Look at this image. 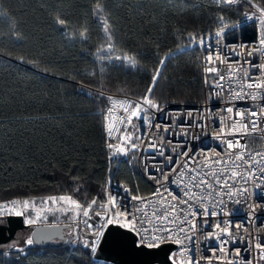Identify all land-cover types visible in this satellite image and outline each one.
Instances as JSON below:
<instances>
[{
    "label": "trees",
    "instance_id": "16d2710c",
    "mask_svg": "<svg viewBox=\"0 0 264 264\" xmlns=\"http://www.w3.org/2000/svg\"><path fill=\"white\" fill-rule=\"evenodd\" d=\"M252 2L264 8V0ZM103 3L114 59L100 55L108 41L93 0H0L7 13L0 18V204L57 195L90 201L105 197L110 175L135 193H149L133 152L118 159L106 146L108 99L100 92L140 98L152 88L161 104L201 102V48L188 35H212L221 17L234 21L251 10L246 3H225L222 10L216 0ZM57 15L71 21L68 34L53 23ZM126 54L136 66L115 59ZM73 183L84 188L79 196ZM83 239L72 236L46 249L32 244L22 252L4 245L0 264H103Z\"/></svg>",
    "mask_w": 264,
    "mask_h": 264
},
{
    "label": "snow or ice",
    "instance_id": "6c2138e0",
    "mask_svg": "<svg viewBox=\"0 0 264 264\" xmlns=\"http://www.w3.org/2000/svg\"><path fill=\"white\" fill-rule=\"evenodd\" d=\"M241 0H231L230 3H226L225 0H216L218 6L223 10V6L239 4ZM249 6L255 7L256 12L251 14H245V19L255 20L257 19V13H259V19L262 24H264V8L259 5H253L252 0H244ZM95 4L94 8V18L96 23L101 27V30L108 41L106 47L102 48L103 52H111L113 49V44L111 43L113 36L109 31L110 21L105 13V4L103 0H93ZM7 15L3 10H0V18ZM223 20V17L220 18ZM53 23L60 27L61 30L68 34L71 31V21L66 17L57 15L54 17ZM224 32V27H221L218 31L214 33L216 38L221 37ZM77 35L83 40H87L88 37L85 36L83 32H78ZM188 40L196 44L197 46H202L206 49H211V44L206 43L209 39L207 34L197 35L189 34ZM264 44V39L260 41ZM183 51V49H181ZM251 55V53H249ZM109 59L111 57H108ZM167 58V57H166ZM117 60L127 61L128 67L136 66V60L131 54H126L123 56L115 57ZM219 62L223 63L220 56L212 50L207 55L206 63L209 65L206 71L209 74H216L214 77V82L210 87L215 91L214 99L220 100L222 94L227 91V100L224 101L227 106L218 109L209 108L208 111H219L224 113L220 116V124L217 125L218 130L212 134V138L221 142L223 147L220 152H213L215 159H210L205 156L207 163L199 164L196 159V152L193 151L188 145H183V151L176 153V156L183 160V163H178L174 160L172 156L165 155L163 145L165 141H160V147L157 144L148 140L146 143V148L141 149L140 145L136 142L137 140L144 142V136L148 135L147 129L160 130L165 133H170L172 125L171 123L167 125H161L155 122L154 113H161L168 116L167 110L162 106V104L156 99L152 88L146 90L145 95L140 97L138 100L133 101L130 99H125L123 101H116L121 105V113L118 116V124L120 127L116 126V123H110L106 129L107 136L109 140H112L113 133H120L119 145L111 142H106V146L109 150H114V155H127L128 151L131 150L133 153L138 149L140 151H159V155L164 156L165 161L172 165L168 169L169 172L174 173L179 177L178 181H173L169 179V176L164 172L163 169H157L158 175H154L149 172L147 167L145 172L150 178L155 179L161 187L157 188L153 196L159 197L158 200L152 202V212L151 216L159 222L158 226H154V229H149L147 227L138 228V224L150 223L149 219H142L138 214L144 213L147 217V212L145 208L149 204L146 198L140 195H132V189L124 188L123 191L128 193L127 199L129 201H139L141 207H136L135 212L131 210V207L126 205L124 210L118 209V199L117 195H113L111 192L107 194V200L103 196H93L90 201L87 198L83 200L74 198L72 195H57L49 196L41 200L42 204H59L60 208L58 211H62L67 214L69 211L75 213L73 217L78 218L81 215L85 218V224L88 227H93V225L87 224L88 220L94 215L97 219H103V224L98 230H94L91 233L92 239L84 240V247L89 248L91 252L95 253L99 247L101 239L104 237V230L109 226H116L118 228H125L130 233H134L138 239L134 240L133 243L138 248L144 249H157L161 245L168 242L175 243L177 245H183L185 241H188L193 247L186 248L184 251L189 252L190 260L189 264H198L194 256L195 244L194 235L200 229L197 228L196 220L199 219L202 224H208V217L217 216H232L235 213V209L231 212L227 210L225 199L232 200L238 196H246L248 194L247 184L253 183L255 188L258 190L256 195L261 198L260 207H264V154L260 152H253L249 147L250 140H255L257 137L256 133H264V102L260 103L258 106L235 108V101H247V100H261L264 101V64L262 65H252L253 68L260 73L256 76L250 73L244 68H233L229 67L228 72L231 73L230 76H225L224 73H220L214 65ZM163 61H161V64ZM249 63L248 61L244 62ZM155 79V78H154ZM229 79L235 81L238 86H230L227 90L224 88L223 81ZM207 82V78H206ZM155 84H153V87ZM219 89V91H216ZM255 90V91H253ZM102 95V94H101ZM107 99L112 100V97H107ZM113 106L109 107L108 114L113 111ZM195 110H188L184 115L192 118L196 121L195 127H204L203 121H197L194 115ZM203 113L204 109L199 110ZM234 113V114H233ZM171 120V117H168ZM133 121L139 122L140 125L144 126L145 132L140 135H136L130 129L136 127L139 131V127L133 124ZM231 121V123H227ZM191 128L193 125L189 123L187 125ZM226 137H233L232 139H226ZM241 138L244 139V143L241 144ZM264 139V137H261ZM194 139H200L199 136L194 137ZM167 143H172L167 141ZM170 151L175 152V148L170 149ZM191 153V154H189ZM226 156V158H225ZM155 160V155L152 156ZM219 165L220 167H215ZM187 176V181L184 177ZM73 181H78L79 178L72 175ZM163 181V183H161ZM237 182H243L242 187L237 188ZM110 184V181L108 182ZM175 183L179 191L175 195L171 188L165 187V184ZM72 187L75 190L77 196L84 192V188L79 183H73ZM169 197L171 198L169 200ZM121 201L126 199L125 197L119 198ZM209 201H211V207H209ZM20 203L18 200H13L11 202H4L0 204V216L3 215H16L24 216L25 212L30 210V207H35V201L30 199H24L22 201L23 210L17 211L16 205ZM236 204H240V199H235ZM67 205V207H65ZM219 207L220 211L215 209ZM101 209V211H94V209ZM251 213L254 215L255 209L249 206ZM53 209H39L34 218L29 217L26 219L27 225H32L41 218V213L44 211H52ZM2 222V221H0ZM243 224H234L231 220L224 221L219 220L215 223V228L218 231L209 232L206 235V239L218 241V245L215 252L224 253L225 255L217 259L221 261V264H233V261L228 258L231 253L228 251V245L237 242L247 243L248 248L244 251L258 250V256L260 261H264V240H257L256 237L252 236L249 239L240 238L239 240L235 237V231L238 229H243ZM192 233V235H189ZM203 235V232H201ZM26 245H32L34 243L32 238L27 239L24 242ZM9 247H12L10 244ZM17 251H23V249H16ZM235 255L241 259V250L235 249ZM245 264H253L252 260H246Z\"/></svg>",
    "mask_w": 264,
    "mask_h": 264
},
{
    "label": "built area",
    "instance_id": "2783aa9c",
    "mask_svg": "<svg viewBox=\"0 0 264 264\" xmlns=\"http://www.w3.org/2000/svg\"><path fill=\"white\" fill-rule=\"evenodd\" d=\"M198 1V0H193ZM226 3H230L231 0H225ZM244 0H241L239 4H233L230 6L239 7L244 4ZM253 5H257L252 2ZM251 7L247 14H251L256 12L255 7ZM262 8V7H261ZM242 14L238 19L232 21L228 19H223L220 21V24L214 31H218L221 27H224V32L221 37L216 38L214 33L209 35V39L206 40V43L211 44V49H206L202 46L201 48V63H202V72H203V85H204V98L199 103H180V102H170L163 103L162 106L167 110L168 116H165L161 113H154L155 122L163 125H167L171 123L172 128L170 133H165L160 130H152L147 129L148 135L144 136V142L137 140L136 142L140 145L141 149L146 148V143L148 140L154 141L158 148L160 147V141H165L163 145V149L165 151V155H170L174 160H177L178 163H183V160L176 156V153L183 151V145H188L193 151L196 152V159L199 164L207 163L205 160V156L210 159H215L213 156V152H220L223 145L220 141L212 138V134H214L218 128L217 125L220 124L219 117L224 115V113L219 111L209 112L208 109H218L223 108L226 105L224 101L227 100V91H225L220 100L214 99L212 97L215 96V91L210 87V85L214 82V77L216 74H209L206 71V68L209 66L207 61V55L215 50V53L220 56V59L223 63L217 62L214 66L217 67L220 73H224L225 76H230L231 73L228 72V68L231 66L233 68H244L248 70L250 73L259 76L260 73L257 72L252 65H262L264 64V44H261L260 41L264 39V24L261 23L259 19V13H257V19L248 20L245 19V14ZM251 53V55H249ZM248 61L249 63L245 64L244 62ZM207 78V82H206ZM224 88L227 90L230 86L236 87L238 86L235 81L225 79L223 81ZM219 91V89H216ZM255 91V90H253ZM105 97H112V100L108 99L107 107L104 113V129L105 135L108 142L115 143L119 145L120 133H113V139L109 140L107 136L106 129L110 123H116L117 127H120L118 124V116L121 113V105L116 101H123L125 99H130L133 101L138 100L139 98L126 95V94H116V93H107L100 92ZM264 101L261 100H247V101H235V108H244V107H252L258 106L260 103ZM115 106L111 114H108L109 107ZM203 108L204 111L201 113L199 110ZM188 110H195L194 115L196 116L197 121H203L204 127L199 128L195 127L196 121H193L192 118L184 115ZM234 114V113H233ZM171 117V120L168 119ZM191 123L193 126L189 128L187 125ZM227 123H231L228 121ZM133 124L139 127V131L134 127V133L136 135H140L145 132L144 126L140 125L139 122L133 121ZM264 127V125H261ZM255 140H250L249 147L253 152H260L264 154V133L258 131ZM199 136L200 139H194V137ZM233 137H226V139H232ZM167 141H171L172 143H167ZM244 143V139L241 138V144ZM175 148V152L170 151V149ZM114 153V150H112ZM135 164L137 172L142 176L146 182L150 185L151 191L149 193L143 194L141 192L135 193L132 191V195H140L146 198L149 201V204L145 208L147 212V217L144 216V213H139L138 215L142 219H149L150 223L138 224V228L147 227L149 229H154V226H158L159 222L155 220L151 216L152 212V202L159 199V197L153 196V193L156 192L157 188L161 187V184H158L155 179L149 177V175L145 172V168L147 167L149 172H152L154 175H158L157 169H163L164 172L169 176L170 180L178 181L179 177L174 173L169 172L168 169L172 167L167 161H165L164 156L159 155V151H140L139 149L134 153ZM191 154V153H189ZM155 155L156 159L153 160L152 156ZM226 158V156H225ZM215 167H220L216 165ZM187 176L184 177V180L187 181ZM110 181V184L108 183ZM108 182L105 187V202L107 200V194L111 192L113 195H117L118 204L117 207L119 210L123 211L126 205L134 206L131 207V210L135 212L136 207H141L139 201H129L127 197L128 193L124 192V188L131 189V187L124 183L120 182L112 175H110ZM163 183V181H161ZM165 187L171 188L173 195L179 191L177 185L175 183L165 184ZM243 182H237V188L242 187ZM248 188V194L246 196H238L233 198L232 200L225 199V204L228 211H232L235 209V213L232 216H217V217H208V224H202V222L197 219L195 222L197 224V228L200 231H197L194 235V239L196 241L195 244V252L194 256L198 261V264H221V261L217 259L218 256L222 257L224 253L215 252L218 245V241L206 239V235L209 232L218 231L215 228V223L219 220L228 221L231 220L234 224H243V229H238L235 231V237L239 240L241 237L244 239H249L254 236L257 240H264V207H260L261 198L256 195L257 189L255 188L253 183H249L246 185ZM120 197H125L126 199L120 200ZM171 198L169 197V200ZM235 199H240L241 203L236 204ZM13 200H18L20 203L16 205L17 211L23 210L22 199H10L4 202H11ZM2 202V203H4ZM1 203V204H2ZM211 201H209V207H211ZM249 206L255 209L254 215L251 213ZM216 211H220L219 207L215 209ZM101 211V209H98ZM14 215V214H13ZM11 215H3L0 216L2 218H7ZM101 221L103 223V219L101 217ZM203 232V235L201 234ZM192 235V233H189ZM179 250L176 254V259L179 262V259H182L185 264H189L190 254L189 252L184 251L186 248L193 247L188 241H185L183 245H178ZM248 248L247 243L237 242L234 244L228 245V251L231 253V256L228 257L233 261V264H245L246 260H252L253 264H264V261L259 260L258 250L252 251H244V249ZM240 249L241 256L243 259L237 257L235 255L234 250ZM180 264V263H179ZM226 264V262H225Z\"/></svg>",
    "mask_w": 264,
    "mask_h": 264
},
{
    "label": "water",
    "instance_id": "95a60500",
    "mask_svg": "<svg viewBox=\"0 0 264 264\" xmlns=\"http://www.w3.org/2000/svg\"><path fill=\"white\" fill-rule=\"evenodd\" d=\"M100 220L95 217V225ZM24 216L11 215L0 223V247L16 240L19 234L27 231L33 239V245L46 249L56 242L69 239L70 225L65 223L39 224L34 227L27 225ZM86 238H93L89 233H83ZM138 237L125 228L109 226L104 230V237L93 255L95 262L103 264H179L176 254L179 246L168 242L157 249L138 248L133 243Z\"/></svg>",
    "mask_w": 264,
    "mask_h": 264
},
{
    "label": "rangeland",
    "instance_id": "374dc122",
    "mask_svg": "<svg viewBox=\"0 0 264 264\" xmlns=\"http://www.w3.org/2000/svg\"><path fill=\"white\" fill-rule=\"evenodd\" d=\"M192 46L196 45L192 42L191 44ZM114 52V50L112 49L111 52H103L101 51L100 55L103 56L104 58L109 59L108 57H111L110 59H114V56H110L112 53ZM108 56V57H107ZM134 128L130 129L131 131L134 132L133 130ZM130 152H132L131 150L128 151L127 155H114L113 157L116 158H122L125 156L130 155ZM113 153V151H112ZM46 198V197H43ZM43 198H31L30 200L35 201V207H30V210L25 212V220L29 217L34 218L37 214V211L41 208L43 209H48L51 208L53 209L52 211H44L41 213V218L39 220H37L36 223L30 225L32 227L39 225V224H45L47 222H56V223H65L70 225V229L68 230V237L71 238L72 236H74L76 239L79 238V236H83V233H89L91 234L94 230H98L101 225L103 224L100 220L97 222V224H93L92 221L95 220V216L93 215L91 219L88 220L87 224L89 225H93V227H88L85 224V218L81 215L78 218H73L75 216V213L72 211H69L67 214H65L62 211H58L57 209L60 208L59 204L53 205V204H42L41 200ZM65 207H67V205H65ZM94 211H97L94 209ZM30 238V235L27 231H23L19 234L18 238L16 240H14L13 242H11L10 244L12 245V247H9L10 244L6 245L5 247H3L2 249L7 250V249H21L24 248L26 246H30V245H26L24 242ZM88 239L85 238L83 240H81L82 243H84V240ZM57 244L61 243V242H56ZM179 263L180 264H185L183 262L182 259H179Z\"/></svg>",
    "mask_w": 264,
    "mask_h": 264
}]
</instances>
